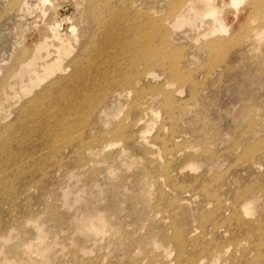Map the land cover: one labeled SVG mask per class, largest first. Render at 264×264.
Returning a JSON list of instances; mask_svg holds the SVG:
<instances>
[{
  "label": "rangeland",
  "instance_id": "374dc122",
  "mask_svg": "<svg viewBox=\"0 0 264 264\" xmlns=\"http://www.w3.org/2000/svg\"><path fill=\"white\" fill-rule=\"evenodd\" d=\"M186 1L194 3L186 13L191 23L176 26L171 15L176 8L171 6L173 0H124L140 13L154 6L158 19V37L152 46L159 49L160 68L151 69L156 80L144 78L139 84L146 89L147 104L110 97L101 102L98 87L109 83L98 73L90 80L97 88L92 94L94 103L107 109L108 115L102 118L92 114L93 106L70 118L55 112L59 104L61 109L68 106L65 99L70 92L63 82L49 84L58 75L34 84L18 105L14 99L0 101V141L5 146L0 149V264H264V0H241L212 15H205L210 0H179L177 7ZM30 2L33 7L39 5L37 0ZM46 2L57 5L59 15L69 18L72 35L85 32L89 51L109 50L114 39L88 21L86 0ZM8 4L0 0V78L6 76V80L10 75H4L1 67L19 61L24 50L35 49L43 38L39 31L42 18L16 13ZM100 8L104 18L106 13ZM121 24L129 27L127 21ZM255 32L256 40L252 38ZM13 34L19 41L10 59ZM133 34L130 29L122 38L136 43ZM213 41L220 44L207 55L202 49ZM168 93L171 115L164 114V94ZM8 104L10 115L5 112ZM22 106L23 115L18 112ZM137 106L154 114L136 124L142 114L135 110ZM31 123L36 125L34 130H30ZM117 125L125 129V135L117 136ZM162 125L167 129L163 130L164 144L159 142ZM9 126L22 130L21 135L11 137L5 131ZM144 132L147 140L142 143L139 137ZM171 132L180 137L178 142ZM39 133L47 137V148L39 149ZM167 160L180 170L169 173L178 176V186L156 169ZM109 165L115 176L109 175ZM147 170L154 177L149 178L150 196L139 185ZM31 183L35 191L24 197ZM215 194L224 208L236 202L234 213L240 224L232 221V211L216 210ZM245 201L246 213L241 205ZM87 218L99 228L103 225L98 220L103 219L106 232L94 237ZM177 236L184 242L182 251L174 241Z\"/></svg>",
  "mask_w": 264,
  "mask_h": 264
},
{
  "label": "bare ground",
  "instance_id": "6f19581e",
  "mask_svg": "<svg viewBox=\"0 0 264 264\" xmlns=\"http://www.w3.org/2000/svg\"><path fill=\"white\" fill-rule=\"evenodd\" d=\"M9 4L8 7H11V10L14 9L17 11L16 13H26V14H34V17L42 18L40 22V35H42V39H40V42L38 43V47H36L33 50H24L25 53L23 54V57L19 59V61L14 62V64H11L8 66H2L1 70L4 71V75H10L6 76L5 79L2 77L0 78V101L2 100L7 101L9 99H14L13 104L18 105L21 102V97H23V94L25 92H31L33 90V85L37 82L44 81L45 79L52 78V76L58 75L55 79L50 81L49 84L57 83V82H63L67 87H70L69 89V95L66 97L64 96L65 101H67V105L65 108H60V104L55 108V112L64 113V116H68L69 118L71 116L75 117L77 115H80L87 106H93L91 110L92 114H98L99 118H102L105 115H108L107 109H100L97 104L94 103L92 99L93 91L95 90L96 86L91 83V76L95 73L99 74V78L106 79L109 83V85H102L98 87V91L100 92V99L102 100L106 98H111L112 100H121L123 98H131L134 99V101H145L147 99L144 98V94L146 93V89L144 87H139V84L143 81V79L147 78L151 81L156 80L157 76L154 75L153 70L156 67L160 68V63L162 60H159V49L155 48V46H152V40L157 35L158 37V19L156 18V12L152 10L154 6H151L146 12L140 13V9L133 8L132 3H126L124 0H86L88 2V15L87 19L91 23V25H95L97 23V29L99 31H104L107 34H110L114 41L111 45H109V49L107 52L103 50L96 49L95 51H89L88 45L84 42V34L85 32H81L79 35H72L74 33V27L71 25H68L67 22L69 18L60 16L57 10V5L51 4L47 5V0H37L38 4L37 6L33 7L31 4V0H8ZM36 1V0H34ZM156 0H154L155 2ZM241 0H210L209 4H207L206 7V13L205 15H212L213 12L217 9H221L227 5L229 6H236L240 3ZM179 3V0H173L172 7L174 10L171 9L175 21L174 25L182 24V23H191L190 18H187L186 13L188 11L193 10L194 3H189L186 1L182 5V7H177ZM257 3V0H256ZM130 5L128 10H125L124 12H118V8H122L125 5ZM155 5V4H154ZM48 6V7H47ZM255 6V5H254ZM100 7H102V10L104 9V12L106 13V17L104 18L100 17L99 12L101 11ZM135 9V10H133ZM133 10V11H131ZM10 12V11H9ZM102 13V12H100ZM16 18V17H15ZM18 21V20H17ZM22 21V20H20ZM122 21H127L129 24V27L123 26L121 23ZM28 22V21H27ZM18 23V22H17ZM20 23V22H19ZM22 23V22H21ZM20 23V24H21ZM118 23V24H117ZM19 24V25H20ZM21 26V25H20ZM163 26V28H166L164 23L160 24V27ZM22 27V26H21ZM20 27V28H21ZM6 28V27H5ZM16 29V28H15ZM133 30V36L134 41L136 43L131 42L130 40L126 38H122L125 34L129 32V30ZM14 31V30H13ZM17 31V30H16ZM62 31V32H61ZM262 33V32H261ZM15 35V34H13ZM72 35V36H71ZM16 36V35H15ZM122 38V39H120ZM250 38V37H249ZM258 39V33L255 32L254 36L252 37ZM8 39V38H7ZM256 40V39H254ZM14 41V40H13ZM18 36L15 37V41L12 45V53L10 59H12L13 54L16 50L15 46L18 43ZM6 42V41H5ZM207 43H203L202 46L206 45ZM218 44H220L218 41H213L208 43L207 47L209 49L203 48L202 50L206 49L209 55V52L213 50V47H216ZM6 46V45H5ZM112 46V47H110ZM118 46V47H115ZM201 46V47H202ZM170 48V46L168 47ZM169 50V49H168ZM167 51V50H166ZM2 52V51H1ZM170 52V51H169ZM168 53V52H166ZM212 53V52H211ZM158 55V56H157ZM169 56V55H168ZM174 56V55H173ZM175 57V56H174ZM166 58V57H165ZM173 59V58H172ZM110 65L108 69H103L105 65ZM174 64V63H173ZM164 65V64H163ZM174 66V65H173ZM171 66V67H173ZM140 67H143V69H146V72L140 73L139 69ZM179 67V66H178ZM175 71V70H174ZM179 72V71H178ZM180 73V72H179ZM171 74V72H170ZM183 74V73H181ZM115 75V76H113ZM176 75H174L175 77ZM179 76V75H178ZM185 77L183 74L182 77ZM183 77V78H184ZM115 78V79H113ZM182 78V79H183ZM189 78V77H188ZM109 79V80H108ZM113 79V80H110ZM181 79V80H182ZM186 80V79H185ZM99 81V79H98ZM180 81V80H179ZM193 82V81H192ZM51 87V86H50ZM97 90V88H96ZM109 91L108 95L106 94ZM194 91V90H193ZM42 92V89L37 91L34 95V98L37 95H40ZM172 92V91H171ZM173 93V92H172ZM133 94V97L131 95ZM191 95V93H190ZM169 96L170 94H164V102L166 108L164 114H170L172 111V106L169 103ZM194 96V93L193 95ZM191 98V97H190ZM194 98V97H193ZM169 100V101H168ZM192 100V99H191ZM148 101H145L143 104H147ZM113 104V103H112ZM173 104V103H172ZM175 105V103H174ZM173 105V106H174ZM14 106V105H13ZM12 106V107H13ZM187 106V105H186ZM4 107V106H3ZM11 105H7L5 112L9 113V108ZM18 107V106H17ZM23 107V106H22ZM18 108V112L22 115L26 113L25 107ZM181 107V106H180ZM137 108L139 109V113L142 112L141 115L136 119V124H141L145 120L146 115L148 114H154L153 112H146L148 109L143 107L140 109L139 106L135 108L137 111ZM184 108V106H183ZM183 108L181 110H183ZM186 109V108H185ZM2 110V108H1ZM4 110H2L3 112ZM16 111V110H15ZM119 111V110H118ZM121 111V110H120ZM123 111V110H122ZM54 112V113H55ZM138 112V111H137ZM174 112V111H173ZM1 113V112H0ZM118 113V112H117ZM186 113V112H185ZM111 114V113H110ZM121 114V112H120ZM173 114V113H172ZM184 114V113H183ZM188 114V113H187ZM3 115V114H2ZM112 115V114H111ZM171 115V114H170ZM174 115V114H173ZM180 115V114H179ZM182 115V114H181ZM186 115V114H185ZM151 116V115H150ZM1 117V116H0ZM149 117V115H148ZM180 116H178L179 118ZM82 118V117H81ZM150 118V117H149ZM153 118V117H151ZM171 117H168L167 119H170ZM174 118V116H173ZM172 118V119H173ZM183 118V117H181ZM21 117L17 121H21ZM52 120V119H51ZM84 120V119H83ZM88 120V119H87ZM99 120V119H98ZM82 121V119H81ZM100 121V120H99ZM74 122V121H73ZM85 121H83L84 123ZM122 122V121H120ZM178 122V121H177ZM1 123V122H0ZM134 123V124H135ZM51 124V123H50ZM98 124V123H97ZM125 124V123H124ZM147 124V123H146ZM149 124V123H148ZM151 129L153 128L152 123ZM86 125V124H85ZM84 125V127H85ZM90 125V124H89ZM144 125V124H143ZM35 124L31 123L30 130H34ZM87 126V125H86ZM119 126V125H117ZM115 128L116 134L120 133L121 136L124 134V128L119 126ZM137 126V125H136ZM27 127V128H29ZM82 127V126H81ZM93 127V126H92ZM128 127V126H127ZM172 127V126H171ZM3 128V127H2ZM5 128V127H4ZM89 128V127H88ZM145 128V127H144ZM149 128V127H148ZM80 129V128H79ZM165 125H162L158 130H160L159 135V142L164 144L166 141V138L163 135V130H165ZM170 129V127H169ZM55 130V129H54ZM85 130V128H84ZM147 131H149L146 128ZM162 130V132H161ZM167 130V129H166ZM6 132H9V135L11 137H17L20 136V131L22 133V130L19 131L16 126H9L6 130ZM78 131H81L78 130ZM146 131V132H147ZM171 131H173L171 129ZM57 132V131H56ZM83 132V130L81 131ZM114 132V133H115ZM140 132V131H139ZM140 133V139L142 143H145L147 140V137L145 136V133ZM196 132V131H195ZM60 133H62L60 131ZM79 133V132H78ZM41 136V141L38 142L37 145H40L39 149L47 148L45 145L47 140V137L43 135ZM38 134V135H39ZM54 134V133H53ZM50 142H52L53 138ZM59 134V133H58ZM75 134V133H73ZM126 134V133H125ZM124 134V135H125ZM181 134V133H180ZM68 135V134H67ZM72 135V134H70ZM167 135V134H166ZM75 136V135H74ZM119 136V134L117 135ZM175 137L174 142H178L180 137L176 138V135L172 134L171 137ZM178 136V135H177ZM68 137V136H67ZM70 137V136H69ZM76 137V136H75ZM79 137V135L77 136ZM76 137V138H77ZM131 137V136H130ZM169 137V140L170 138ZM68 139V138H66ZM96 139V137L94 138ZM126 139V138H125ZM128 139V138H127ZM69 140V139H68ZM92 140V139H91ZM98 140V139H97ZM95 141V140H94ZM93 141V142H94ZM101 141V140H100ZM99 141V142H100ZM131 141V139H130ZM54 142V141H53ZM67 142V141H66ZM73 142V141H72ZM105 142V141H104ZM103 142V143H104ZM127 142V141H126ZM70 143V142H69ZM85 143V142H82ZM42 144V145H41ZM53 144V143H52ZM92 144V143H91ZM94 144V143H93ZM99 144V143H98ZM168 144V143H167ZM86 145V144H85ZM111 146V144H109ZM107 146L109 148L110 146ZM87 146V145H86ZM97 146V145H96ZM52 147V146H51ZM106 146L102 147L103 149ZM19 148H24L23 145H21ZM96 148V147H95ZM101 148V147H100ZM106 148V149H107ZM0 149H5L4 143H1L0 141ZM92 149V148H91ZM94 149V148H93ZM168 149V148H166ZM53 150V149H52ZM101 150V149H100ZM50 151V150H48ZM170 151V150H169ZM184 151V150H183ZM79 152V151H78ZM95 152V151H94ZM97 152V151H96ZM167 152V150L165 151ZM52 153V152H51ZM85 153V152H84ZM172 153V152H171ZM185 153V152H184ZM79 155L78 153H76ZM86 154V153H85ZM89 155L92 156V152L90 149H88ZM101 154V152H100ZM99 154V155H100ZM103 154V153H102ZM183 154V153H182ZM121 156L122 153H119ZM117 155V156H119ZM83 156V155H82ZM81 156V157H82ZM95 156V155H94ZM102 156V155H101ZM105 156V155H104ZM109 157V155H107ZM116 156V154H115ZM178 156V155H177ZM85 157V156H84ZM96 157V156H95ZM106 157V156H105ZM111 157V156H110ZM109 157V159H110ZM69 158V157H68ZM80 158V157H79ZM101 158V157H100ZM118 158V157H117ZM115 158V159H117ZM67 159V158H66ZM93 159V158H92ZM99 159V158H97ZM104 160V158L102 157ZM112 159V158H111ZM84 160V159H83ZM87 160V159H86ZM91 160V159H90ZM65 161V160H64ZM100 161V160H99ZM105 161V160H104ZM112 161V160H111ZM115 161V160H114ZM83 162V161H82ZM92 163V162H91ZM101 163V161H100ZM103 163V162H102ZM110 163V162H108ZM113 161L110 163L112 165ZM117 163H119L117 161ZM122 163V162H121ZM86 164V163H85ZM84 164V165H85ZM99 164V163H98ZM104 164H107L106 162ZM172 164V167H171ZM80 165V164H78ZM109 165V166H110ZM119 165V164H117ZM122 165L124 166L125 163L123 162ZM120 165V166H122ZM88 166V165H87ZM96 166V165H95ZM102 166V164H101ZM108 166V167H109ZM23 165H21V168ZM78 167V166H77ZM117 167V166H116ZM173 168V161L167 160L165 164H160L156 167V169H161L164 171L163 176L173 185L178 186V176L171 177L169 173L173 172H180L175 166L174 162ZM194 167V166H192ZM79 168V167H78ZM83 168V167H80ZM112 166L107 168V171L109 172V175L115 176V173L111 170ZM115 168V166H114ZM123 168V167H122ZM84 169V168H83ZM120 169V168H119ZM73 170V169H71ZM80 170V169H79ZM82 170V169H81ZM86 170V169H85ZM74 171V170H73ZM101 171V170H100ZM70 172V171H69ZM72 172V171H71ZM102 172V171H101ZM105 171H103L104 174ZM26 173V172H25ZM73 173V172H72ZM147 174H144L143 177L145 178L144 181L139 183L140 186H145V193L146 195L150 196V190L151 186L149 183V178L151 180H154L153 176H150L149 171H146ZM74 174V173H73ZM76 174V173H75ZM26 176V175H25ZM106 176V175H105ZM26 180V178L24 177ZM142 179V178H141ZM38 181V180H37ZM32 184V183H31ZM114 185V184H113ZM193 185V184H192ZM36 186V185H35ZM34 185L28 187L24 191V197L26 195H30L33 191ZM91 188V187H90ZM114 188V187H113ZM142 189V188H141ZM89 190V189H88ZM140 190V188H139ZM179 190V187H178ZM105 191V190H104ZM115 191V190H114ZM182 191V190H180ZM112 192V191H111ZM116 192V191H115ZM122 192V191H121ZM140 192V191H139ZM143 192V191H142ZM94 193V192H93ZM89 194V193H88ZM117 194V193H116ZM123 194V193H122ZM121 194V195H122ZM137 194V193H136ZM96 195V194H95ZM133 195V194H132ZM131 195V196H132ZM143 195V194H142ZM214 195V194H213ZM217 197V204H216V210L219 212L223 207V203L221 202L220 196L218 197L217 194H215ZM102 196V195H101ZM106 196V195H105ZM113 196V195H112ZM124 196V195H123ZM121 196V198L123 197ZM127 196V195H126ZM115 197V196H114ZM127 198V197H126ZM136 198V197H135ZM107 199V198H106ZM105 199V200H106ZM120 199V198H118ZM99 200V199H98ZM102 200V199H101ZM113 200V199H112ZM122 200V199H121ZM127 200V199H126ZM125 201V200H124ZM94 202V201H93ZM107 202V201H106ZM113 202V201H112ZM144 200H142V203ZM109 203V202H108ZM114 203V202H113ZM147 203V202H145ZM236 202L234 201L233 204L227 203L228 207L224 208L225 211H232V217L233 222L235 224H240L241 220L239 216H236L234 213V209L236 206H234ZM104 204V203H103ZM106 204V203H105ZM111 204V203H110ZM120 204V203H119ZM122 204V202H121ZM116 205V204H115ZM124 205V204H123ZM241 205H243V210L246 213V201L243 202ZM106 206V205H105ZM114 206V205H113ZM112 206V207H113ZM103 208V206H101ZM110 207V206H109ZM82 208V207H81ZM89 208V207H88ZM108 208V206H107ZM121 208V207H119ZM115 209V208H114ZM256 209V208H255ZM119 210V209H118ZM124 210V209H123ZM122 210V211H123ZM251 210V209H249ZM254 210V209H253ZM252 210V211H253ZM106 211V210H105ZM114 211V210H113ZM173 211V210H172ZM71 215V214H70ZM108 215V214H107ZM72 216V215H71ZM70 216V217H71ZM110 216V215H109ZM113 216V215H112ZM219 216V215H218ZM114 217V216H113ZM244 220V219H243ZM101 225H103L102 228L97 227V225L94 223L91 218H87L88 229L93 233L94 237L98 236L99 234H103L106 232L105 230V223L103 219L98 220ZM112 225V224H111ZM218 225L217 223L215 226ZM121 226V225H120ZM214 226V227H215ZM71 227V226H70ZM13 228V227H12ZM11 228V229H12ZM31 228V227H30ZM32 229V228H31ZM69 229V227H68ZM72 229V227L70 228ZM252 229V227H250ZM66 230V229H65ZM123 230V229H122ZM257 230V229H256ZM14 231V230H13ZM33 231V229H32ZM70 231V230H69ZM72 232V231H70ZM125 232V231H124ZM4 233V232H3ZM8 233V232H6ZM115 233V232H114ZM257 233V232H256ZM2 234V233H1ZM0 234V236H1ZM123 234V233H122ZM261 234V233H260ZM60 235V234H59ZM120 235V234H119ZM127 235V234H126ZM259 235V234H258ZM6 236V235H5ZM120 237V236H119ZM126 237V236H125ZM260 237V236H259ZM6 238V237H5ZM12 238V235H11ZM66 238V237H65ZM10 239L8 237L7 241ZM70 239V238H69ZM76 239V237H75ZM83 239V238H82ZM110 239V238H109ZM120 239V238H119ZM174 241H177L179 247V251H182L184 242L181 239L180 236H177L174 238ZM11 240V239H10ZM64 240V239H63ZM100 240V239H99ZM29 241V240H28ZM64 242V241H63ZM78 242V241H77ZM117 242V241H115ZM125 242V240H124ZM123 242V243H124ZM261 242V241H260ZM109 243V242H108ZM111 243V242H110ZM120 243V242H119ZM49 244V243H48ZM115 244V243H114ZM261 244V243H260ZM15 245V244H14ZM121 245V243H120ZM19 246V245H18ZM30 246V245H29ZM92 246V245H90ZM119 246V245H118ZM125 246V245H124ZM127 246V245H126ZM31 247V246H30ZM100 247V246H99ZM116 247V246H115ZM123 247V246H122ZM260 247V246H259ZM17 248V247H16ZM21 248V247H20ZM103 248V247H102ZM121 248V247H120ZM263 248V247H261ZM260 249V248H259ZM60 250V249H59ZM46 251V250H45ZM52 251V250H51ZM78 251V250H77ZM44 252V251H43ZM9 253V252H8ZM53 253V252H52ZM263 253V252H262ZM21 254V253H20ZM29 254V253H28ZM46 254V253H45ZM55 254V253H54ZM110 254V253H109ZM81 255V254H80ZM14 256V255H13ZM36 256V255H35ZM43 256V255H42ZM108 256V255H107ZM2 257V256H1ZM8 257V256H7ZM18 257V256H17ZM31 257V256H30ZM34 257V256H33ZM38 257V256H36ZM9 258V257H8ZM45 258V257H43ZM49 258V257H48ZM55 258V257H54ZM58 258V257H57ZM83 258V257H82ZM21 259V258H20ZM61 259V258H60ZM37 260V259H36ZM58 260V259H57ZM65 260V259H64ZM83 260V259H82ZM106 260V259H105ZM61 261V260H60ZM34 262V261H33ZM77 262V261H76ZM104 262V261H103ZM108 262V261H107ZM20 263V262H19ZM30 263V262H29ZM42 263V262H41ZM99 263V262H98ZM101 263V262H100ZM114 263V261H113ZM116 263V262H115ZM25 264V263H24ZM50 264V262H49ZM53 264V263H52ZM68 264V263H67ZM112 264V263H110Z\"/></svg>",
  "mask_w": 264,
  "mask_h": 264
}]
</instances>
